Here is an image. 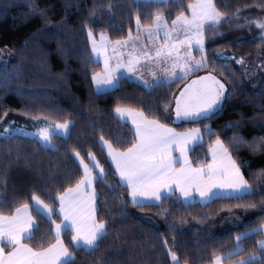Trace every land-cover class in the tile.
I'll list each match as a JSON object with an SVG mask.
<instances>
[{"label": "trees", "instance_id": "trees-1", "mask_svg": "<svg viewBox=\"0 0 264 264\" xmlns=\"http://www.w3.org/2000/svg\"><path fill=\"white\" fill-rule=\"evenodd\" d=\"M193 1L0 0V121L44 118L73 125L66 137L52 136V148L23 135L0 137V215L11 216L17 208L29 205L36 223L32 238L23 243L34 251L50 247L55 236L51 222L33 208L32 196L54 208L53 219L58 223L56 194L74 186L83 175L74 154L79 152L89 164L87 157L92 152L108 171L103 182L94 184L100 196L98 221L108 225L107 236L95 248H75L71 231L65 230L61 239L72 255L66 264H172L168 249L162 247L165 234L170 244L176 242L181 264H211L220 256L224 264L261 257L256 245L264 238V76L250 82L233 60L218 58L216 53L227 49L245 59L260 54L264 60V32L256 27L264 20V0H213L222 19L217 25H205L208 71L151 88L122 78L112 90L96 93L93 89L91 77L102 66L92 57L89 31L93 36L106 35L111 41L123 40L134 31L138 18L142 27L151 26L157 15L170 23L181 12L185 14ZM110 5L114 7L107 11ZM101 7L105 9L103 15ZM209 73L225 84L227 94L231 93L223 102V110L199 124L182 121L169 126L179 132L201 129V142L189 155L194 164L207 161L209 145L219 137L242 166V175L254 194L241 200L216 198L203 204H184L173 194L159 205L142 209L128 201L126 189L113 193L109 185L118 177L113 176L114 168L102 142L108 141L117 151L126 150L134 135L130 124L117 118L116 108L156 118L165 112L166 105L172 108L173 97L186 84ZM205 126L212 129L211 136L203 131ZM69 171L73 173L71 184L64 179ZM121 200L127 201L123 215ZM240 210H253L252 219L222 234L210 231L211 222L219 215ZM136 213L163 218L164 229ZM190 222L196 227L184 229ZM254 228L260 229L259 234L251 232ZM244 233L248 235L239 243L243 251L230 257L236 252L237 236Z\"/></svg>", "mask_w": 264, "mask_h": 264}, {"label": "snow or ice", "instance_id": "snow-or-ice-1", "mask_svg": "<svg viewBox=\"0 0 264 264\" xmlns=\"http://www.w3.org/2000/svg\"><path fill=\"white\" fill-rule=\"evenodd\" d=\"M180 6L177 5V7ZM113 7L114 5H110L107 11H111ZM92 11L93 13L97 11L95 6ZM104 11L102 7L99 9L101 15ZM188 11L191 12V19L186 18L181 12L171 22L173 30L185 32L187 38L156 52L158 59L163 56L165 64L171 63L170 68H163L169 79L175 77L179 80H187L197 72L208 71V62L205 58V25L219 24L222 13L217 10L213 0H196L195 3L188 5ZM136 27L137 38H139L141 27L139 18L136 21ZM166 27L163 17L157 15L153 21V28ZM256 27L264 32V20L257 22ZM165 35L169 36L170 33L166 31ZM88 38L92 45V52L103 58L102 72H95L91 77L92 84L97 89L101 86L118 85L119 80L116 73L120 68H123L129 75L136 72L139 59L133 57L127 62L118 60L116 66L111 67V58L101 50L104 48L106 37L101 35L99 45L93 41L92 31L88 32ZM131 39L129 35L128 40L115 41L112 45L113 52L125 48ZM193 45L200 54L199 59L193 58ZM182 46H186L184 55H180ZM148 59L152 57L149 56ZM236 63L243 65L244 61L238 60ZM177 69L182 74L179 77L176 76ZM153 78L155 79V76ZM136 79L139 80V77ZM144 87L151 88L152 86L145 81ZM230 98L231 93L226 95L225 84L209 73L192 80L191 84H186L179 96L173 97L174 108L169 109L166 105L165 112L156 118H147L144 112H128L134 130L131 145L121 151L115 150L113 145L106 140L103 145L110 158L111 167L114 168L113 176L119 178L118 181L109 185L111 191L116 193L118 190L126 189L132 205L142 209L159 205L165 199L164 194L170 197L174 192L180 193L185 203L193 198L194 193L205 202H211L216 198L241 200L245 196L253 195V190L242 175V166L233 159L229 148L225 147L219 137L208 148L211 162L193 167L189 159L190 145L201 136V129L196 127L179 133L174 127L169 126L170 123L174 124L181 120L199 124L204 120L214 119L223 110V102ZM156 110L159 112V104ZM115 111L121 115L124 114V110L119 107ZM173 111L175 121L170 120ZM162 120L165 122H161ZM72 126L66 121L56 124L55 131L67 134ZM203 131L209 136L213 134L208 126H205ZM37 135L45 146L52 144L49 127L41 129ZM101 139L103 140V137ZM52 150L58 151L55 148ZM75 159L79 161L83 175L74 186H69L56 194L55 201L59 204V223L53 219L54 208L37 196H32V201L47 214V220L54 228L55 244L42 251H34L27 243L22 242L25 238H32L33 226L36 223L29 213V205L25 204L22 208H17L15 214L10 217L0 215V264H63L62 258L71 256V252L61 239L65 226L72 233L73 245L82 243L92 249L98 245L99 241L106 238L108 225L103 220L98 221L100 196L94 184L98 180L103 182L108 176V171L96 161L92 152H89L87 159L95 162L94 167H90L81 158L79 152L75 153ZM97 170L98 176L94 174ZM72 178L71 171L64 175V179L69 184ZM116 198L121 199L119 195ZM126 206L127 201L121 200V215L124 214ZM252 206L255 207V205ZM261 215L264 217V209L261 210ZM169 227L175 230L173 225ZM251 232L259 234L260 229L254 228ZM247 235L244 233L237 236V249L236 252L229 254L230 257L243 251L239 243ZM162 247L168 249L167 255L171 258L172 264H181V258L177 254V244L175 241L170 244L166 234ZM256 248L261 252V257L253 256L249 260L242 259L240 264H253L254 261L264 264V240L258 241ZM165 264H167L166 261ZM211 264H221V258H215Z\"/></svg>", "mask_w": 264, "mask_h": 264}, {"label": "crops", "instance_id": "crops-1", "mask_svg": "<svg viewBox=\"0 0 264 264\" xmlns=\"http://www.w3.org/2000/svg\"><path fill=\"white\" fill-rule=\"evenodd\" d=\"M155 1H165V0H155ZM194 2H195V0L193 1V3ZM184 16L188 19H191V12L188 11V8H187V12L184 14ZM164 22L167 25L166 28L155 29V28H153V24L149 27H142L141 26L139 38H137V27L135 24L134 31L129 34V35H131L132 39L128 42V44L126 45L125 48H120L116 52H113V50H112V45L115 43V41H111L106 35L102 34L104 37H106V41L104 44V48L101 50L105 51L106 55L111 58L110 59V66L111 67H115L118 60H123L124 62H127L128 59L133 58V57L139 59V63L136 65V69H137L136 72L133 73L132 75H129V73H127L123 68H120L116 73L118 80H120L122 78H126L130 81H133V82L140 84L143 87H144L145 81L149 85L155 86V85L165 84V83H169V82L176 80L175 77L169 79L168 76L166 75V73L163 71V68H165V67L170 68L171 63L165 64L164 63L165 58L163 56L158 59L156 57V52H157V50L164 49L165 47H167L173 43H178L180 40L186 39L187 34L183 31L173 30L172 23H168L165 19H164ZM166 31L170 33L169 36L165 35ZM129 35L123 40H128ZM100 38H101V35L94 36L93 41L99 45L101 43ZM88 40H89V38H88ZM166 41H167V45H166ZM89 44H90V49H91L93 59L96 62H99L101 64L102 70H103V67H104L103 58L101 56L97 55L96 53H93L92 52V45L90 42H89ZM193 49H194L192 52L193 58L194 59L199 58V57H196L197 53L194 52V51H196L195 45H193ZM185 52H186V46H182L180 49V55H184ZM149 56H151L152 59H148ZM102 70L100 72H102ZM180 75H182V74L179 72V69H177L176 70V76L179 77ZM154 76H155V79L153 78ZM136 77H139V80H137ZM116 86L117 85H114L112 87L101 86V88L97 89L96 86L93 85V89L95 92L100 93V92H106V91L112 90ZM122 121H126V120H122ZM77 162H78V160H77ZM78 164H79V162H78ZM96 174L98 176L99 172L96 171ZM32 206L37 212H39L45 218H47V214L42 209H40L37 205H35V203L33 201H32ZM22 207L23 206H21L20 208H22ZM58 208H59V204H58ZM15 212L13 213V215L15 214ZM29 213H30V208H29ZM57 215H58V210H57ZM34 226H33V228H34ZM65 230H69V229L65 226L64 231ZM53 234L55 236L54 228H53ZM25 239H27V238H25ZM24 240H22V242ZM55 242L53 244H55ZM71 242H72V240H71ZM73 247H75V248H79V247L87 248V246L83 245L82 243L79 245H73ZM5 254H7V253H5ZM71 258H72V255L70 257H63L62 258L63 264H66L68 261L71 260Z\"/></svg>", "mask_w": 264, "mask_h": 264}, {"label": "rangeland", "instance_id": "rangeland-1", "mask_svg": "<svg viewBox=\"0 0 264 264\" xmlns=\"http://www.w3.org/2000/svg\"><path fill=\"white\" fill-rule=\"evenodd\" d=\"M195 2H196V0H195ZM194 52L197 53L196 57L200 58L199 52L197 50L194 51ZM216 55H217L218 58L227 59V60H233L235 63L238 60H243L244 61L243 65L238 64V63H236V65L241 69V71L245 74L246 79L248 81H250V82H257L260 78H262L264 76V60H263V58H262V56L260 54H257V55L253 56L250 59H245V58H242V57L234 54L233 52H231V51H229L227 49H222V50H219L216 53ZM199 58H197V59H199ZM0 61L1 62L3 61L2 57H0ZM204 75H206V74H204ZM197 78L198 77L194 78L193 80H195ZM188 84H191V81ZM180 92H179V94H180ZM179 94H178V96H179ZM226 94H227V91H226ZM174 104H175V102H174ZM174 104H173L172 108H174ZM121 109L124 110V114L121 115L119 113H115L117 118H119L121 120H126V122H128L130 124V126L132 127L131 119H130V117L128 115V112H140V111L131 110V109H127V108H121ZM170 120L175 121V113H174V111L171 112ZM180 122H182V120L181 121H176L175 124H178ZM56 124H60V123H55V122L49 121V120L44 119V118L26 119V120H23V121H17V120L0 121V137L1 138H6V137H8L10 135H13V134L23 135V136H26V137H32V138L37 139L38 142L43 147L52 148L51 145L50 146H45L44 143L42 141H40V138L37 135V133L41 129H43V128H45L47 126V127L50 128L52 136L53 135H58V136H61V137H66L67 134H65L63 132L55 131ZM186 131H189V130H186ZM186 131H180L179 133H183V132H186ZM199 142H201V136L196 141H194L192 145H190V148L192 149V147L195 144L199 143ZM103 145H104V142H102V146ZM103 148H104V146H103ZM104 150H105V152L107 154V150L105 148H104ZM74 158H75V154H74ZM107 159L110 162V158L108 156H107ZM189 159H190V157H189ZM210 162H211V156H210V154L208 152V159H207L206 162H204V163L203 162H197L195 164L192 162V164H193V167H197L200 164H205L206 165L207 163H210ZM89 166L90 167H94L95 166V162L89 161ZM177 167H178V165H177ZM97 172H98V170H97ZM94 174L97 175L96 172ZM193 192H194V190H193ZM174 193L178 197V199L180 201H182L184 204L193 203V202H199V203H202V204L206 203L205 201H202L199 196L195 195V193L193 195V198H191L187 203L184 202L183 197H181L180 193H178V192H174ZM164 195L167 196L166 194H164ZM128 201L131 202V198L130 197H128ZM253 213H254L253 210H240V211H234L232 213H229V212L228 213H223V214L219 215L216 219H214L211 222L210 227H209L210 231L212 233H214V234H222V233H225V232L230 231V230H235V229L241 227L242 225H244L245 223L249 222L252 219ZM136 215L138 217H140L141 219H143L144 221L155 225L157 228L164 229V227H165V220L163 218H161V217H158V216H155V215H152V214H148V213H136ZM195 227H196V224L194 222H190V223L184 225L183 228L184 229H193ZM262 230H263V233H264V229H262ZM52 231H53V229H52ZM262 240H264V238ZM220 258H221V264H224L222 262V258L223 257L220 256ZM240 262L241 261H238V262H235V263H231V264H240Z\"/></svg>", "mask_w": 264, "mask_h": 264}]
</instances>
